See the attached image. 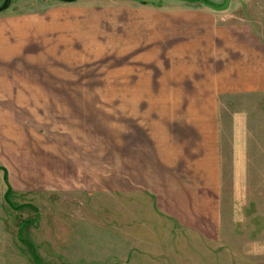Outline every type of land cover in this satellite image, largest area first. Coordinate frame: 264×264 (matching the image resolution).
<instances>
[{
	"label": "crops",
	"instance_id": "crops-1",
	"mask_svg": "<svg viewBox=\"0 0 264 264\" xmlns=\"http://www.w3.org/2000/svg\"><path fill=\"white\" fill-rule=\"evenodd\" d=\"M156 8L117 18L115 68L121 73L112 96V157L106 162L100 142L91 143L88 132L67 126L50 135V157L32 175L20 167L26 159V151L20 152L26 147L23 132L16 133V145L6 147L12 160L18 156V171L5 167V96L11 95L5 91V69L51 58L59 43L67 46L71 39L85 47L96 43L89 25L94 11L52 6L11 17L0 12V197L5 203L9 193L31 195L38 203L21 204L33 207L54 197L62 205L56 211L80 198L106 200L91 208L104 219L111 214L114 264H186L203 254L202 246L207 251L222 244L220 102L264 96L263 30L247 22L222 24L221 17L200 8ZM14 98L22 105L49 99L46 93ZM96 132L106 138L105 131ZM87 206L85 215L93 214ZM85 215L84 234L92 225L107 228L105 221Z\"/></svg>",
	"mask_w": 264,
	"mask_h": 264
},
{
	"label": "rangeland",
	"instance_id": "rangeland-1",
	"mask_svg": "<svg viewBox=\"0 0 264 264\" xmlns=\"http://www.w3.org/2000/svg\"><path fill=\"white\" fill-rule=\"evenodd\" d=\"M206 1L223 3V0ZM3 2L0 0V6ZM52 6L66 10L91 7L94 12L90 33L96 43L85 47L76 38L71 39L67 46L59 43L51 58L23 61L27 65L24 69H5V91L11 94L5 96V167L10 172L18 171L19 160L18 156L12 160L6 147L17 144L18 131L26 136V147L20 148V152L26 151V159L20 167L31 175L45 168L44 162L50 157V135L67 126L76 132H88L91 143L100 142L106 162L112 157V96L116 74L121 73L115 68L114 30L116 23L120 27L117 21L120 13L147 12L157 10V6L163 11L198 8L196 12L202 9L221 17L222 24L247 22L264 31V0H230L224 11L210 10L195 0H10L1 12L11 17L42 12ZM63 33L64 30L58 31L59 40ZM68 34L66 31L65 35ZM40 63L46 64V68H34ZM21 93H46L49 99L26 101L22 105L14 98ZM97 96L100 100H90ZM220 106L222 244L216 249L209 246L207 251L202 246L203 254H196L193 262L188 260L186 264H264V96L227 97ZM96 130L105 131L106 138ZM2 180L0 172V191ZM6 189L5 180V193ZM23 201L37 202L31 195L9 193L5 203L0 197V264H114L111 214L107 212L104 219L98 208H91L106 200L95 196L80 198L79 203L65 205L58 211L56 207L62 205L56 204L54 197L36 207L23 206ZM87 204L93 214L85 215L83 206ZM56 215L59 219L55 220ZM84 215L92 221H105L107 228L92 225L85 228L88 235L84 234L80 228Z\"/></svg>",
	"mask_w": 264,
	"mask_h": 264
},
{
	"label": "water",
	"instance_id": "water-1",
	"mask_svg": "<svg viewBox=\"0 0 264 264\" xmlns=\"http://www.w3.org/2000/svg\"><path fill=\"white\" fill-rule=\"evenodd\" d=\"M70 1H73V0H70ZM181 1H191V0H181ZM195 1L200 2L203 6L213 11H224L229 7V3H230V0H223L222 4H213L206 0H195ZM9 2L10 0H4V2L0 6V12L5 10L8 7Z\"/></svg>",
	"mask_w": 264,
	"mask_h": 264
}]
</instances>
